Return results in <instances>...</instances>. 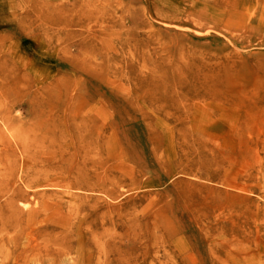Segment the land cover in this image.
<instances>
[{
    "label": "rangeland",
    "instance_id": "obj_1",
    "mask_svg": "<svg viewBox=\"0 0 264 264\" xmlns=\"http://www.w3.org/2000/svg\"><path fill=\"white\" fill-rule=\"evenodd\" d=\"M49 1L0 27L1 253L264 264V0Z\"/></svg>",
    "mask_w": 264,
    "mask_h": 264
},
{
    "label": "bare ground",
    "instance_id": "obj_2",
    "mask_svg": "<svg viewBox=\"0 0 264 264\" xmlns=\"http://www.w3.org/2000/svg\"><path fill=\"white\" fill-rule=\"evenodd\" d=\"M52 2H47V9L48 12L45 16V19H43L45 25H41V11H40V4L38 0H0V27L6 26V18H5V10L10 9L11 13L14 14V20L15 21H21L24 17H27L34 23L36 26L35 30L33 31L32 39L35 43H41L42 39L40 38L41 35L39 33V29L46 32L48 29L53 25V17L51 16V10H52ZM51 9V10H50ZM63 9V8H62ZM40 21V22H39ZM7 53H6V47H5V36L4 33H0V104L1 101L4 99L6 93H7V66H6V59ZM4 130L2 125L0 124V151L4 152L7 151L8 148H6L7 141L4 139ZM15 181L12 182L13 187H15ZM41 182L39 179H36L31 182V184H37L41 185ZM29 185V183L27 184ZM45 185L50 186L52 184L45 183ZM31 186V185H29ZM9 199H5L4 204L7 207H10L12 211V215L16 218L18 217H25L30 218L34 217L37 214H40L35 209L30 208L26 206L28 202H24L26 205L20 206L17 204V199H13L10 196H8ZM12 216V217H13ZM69 229L65 227L63 232L68 231ZM2 241H0V248ZM70 245L67 246V251L70 248ZM0 249V264H8L11 262V264H30L29 258L30 257H37L40 252L45 251L44 247L42 246H31L27 248H18L12 252H7L6 254H2ZM40 256V255H39ZM69 264H78L77 262L69 263Z\"/></svg>",
    "mask_w": 264,
    "mask_h": 264
}]
</instances>
